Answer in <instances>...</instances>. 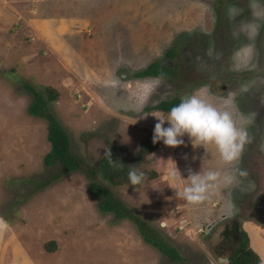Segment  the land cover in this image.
<instances>
[{
	"label": "rangeland",
	"instance_id": "374dc122",
	"mask_svg": "<svg viewBox=\"0 0 264 264\" xmlns=\"http://www.w3.org/2000/svg\"><path fill=\"white\" fill-rule=\"evenodd\" d=\"M174 43L177 53L166 56ZM154 59L178 64L173 81L133 75ZM24 83L57 90L49 109L71 150L176 247L179 259L146 242L132 219L101 210L85 168L40 185L61 163L43 161L50 148L46 121L28 111L32 93ZM201 88L217 105L233 94L235 118L248 121L238 162L223 165L185 135L177 147L159 142L153 160L140 166L155 169V178L138 186L102 178L97 160L111 143L136 148L156 116L169 113L145 105ZM237 169L247 176L237 175L209 200L188 204L177 196L190 174ZM263 175L264 0H0V221L23 231L16 241L5 238V246L19 243L30 258L48 263L59 257L68 264H228L222 224L236 216L264 227L247 216ZM50 239L52 251L44 249ZM258 240L263 252L264 231Z\"/></svg>",
	"mask_w": 264,
	"mask_h": 264
},
{
	"label": "trees",
	"instance_id": "16d2710c",
	"mask_svg": "<svg viewBox=\"0 0 264 264\" xmlns=\"http://www.w3.org/2000/svg\"><path fill=\"white\" fill-rule=\"evenodd\" d=\"M177 50V43H174L167 48L165 54L168 57H173L177 53ZM177 66V63L169 66L168 64H163L159 59H154L144 67L137 69L133 75L137 77L159 76L173 81ZM24 86L32 93V101L27 107L28 111L33 115L44 118L46 121L47 139L50 142V148L44 154L43 161L45 164L61 163L58 171L49 179H44L40 185L44 186L52 179L66 172L85 168L83 159L71 150V143L67 131L49 109V103L57 97V90L50 85H45L42 90L36 89L29 83H24ZM182 98L181 95H175L170 98L161 99L154 104L145 105L144 109H157L169 112L172 107L180 103ZM158 144L153 143V131L145 135L134 149L122 144L111 143L105 153L97 160V171H99L103 179L109 180L112 184H127L133 186L128 179V172L131 168H135L138 172L144 174L142 182L155 178L158 174L155 169L145 168L142 170L140 166L153 160L152 153ZM108 150H111V155L105 156ZM85 169L92 176V181L89 184L91 194L94 196H102V199L99 201L101 210L112 211L118 218L128 217L132 219L141 237L146 242L151 243L160 251L166 253L173 261L180 258L176 247L166 241L159 231L133 212L120 199L116 198L109 187L102 185L93 178L96 169ZM48 241L44 244L45 248L49 251L55 250V240L50 239ZM259 262V255L249 245L247 232L242 229L241 241L236 249L229 254L228 264H258Z\"/></svg>",
	"mask_w": 264,
	"mask_h": 264
},
{
	"label": "clouds",
	"instance_id": "9594fccd",
	"mask_svg": "<svg viewBox=\"0 0 264 264\" xmlns=\"http://www.w3.org/2000/svg\"><path fill=\"white\" fill-rule=\"evenodd\" d=\"M232 11L233 9L229 10L230 15ZM239 68L240 65L237 63L235 69ZM232 96L233 94L229 93L220 105L212 101L204 88L183 97L178 105L171 108L166 118L156 116L158 122L153 130V143L162 141L168 147H177L184 143L182 137L187 135L194 147H203L206 152L213 150L223 165L235 164L240 160L248 141V132L243 126L248 121L244 119L238 121L235 118L231 110ZM165 122L168 123V127L164 126ZM109 155L111 150H108L105 156ZM236 173L222 175L218 170H208L190 174L187 179L189 183L177 191V196L188 204L202 203L211 199L221 186L237 183V175L247 176V172L242 169H237ZM143 176L144 174L135 168L129 169L128 179L131 185L141 184Z\"/></svg>",
	"mask_w": 264,
	"mask_h": 264
},
{
	"label": "crops",
	"instance_id": "0c3cea01",
	"mask_svg": "<svg viewBox=\"0 0 264 264\" xmlns=\"http://www.w3.org/2000/svg\"><path fill=\"white\" fill-rule=\"evenodd\" d=\"M247 223V226H246ZM242 224V229L247 232L248 239H249V245L251 248L254 249L256 253H258L260 257V262L258 264H262V261H264V251H260V243H259V236L260 232L264 231V227L258 226L256 223L248 220L247 222H243ZM258 226L260 229L257 234H253V231L255 230L254 227ZM252 227V228H251ZM23 231L20 229L17 230L16 227L8 225L4 221H0V257H7V258H0V264H68L66 261H63L62 258L56 257L57 261H60V263H48V262H43V261H37L33 258H30L27 254L29 249H24V247L17 243L11 246H5L6 240L5 238H8L10 240L14 239L15 241L18 239V234H22ZM255 235V236H254ZM42 247V246H41ZM36 253L37 251H44L42 248L38 250V248L35 246ZM44 249L45 246H44ZM47 250V249H46ZM229 256V255H228ZM228 259V258H227Z\"/></svg>",
	"mask_w": 264,
	"mask_h": 264
},
{
	"label": "flooded vegetation",
	"instance_id": "af4514ba",
	"mask_svg": "<svg viewBox=\"0 0 264 264\" xmlns=\"http://www.w3.org/2000/svg\"><path fill=\"white\" fill-rule=\"evenodd\" d=\"M261 182L262 186L254 196L252 206L249 208L247 216L250 218H256L258 222L264 224V175ZM227 219L228 220L222 224V228L219 232L221 241H224L226 245H220V248L230 254L234 249H236L241 241L242 224L236 216H231Z\"/></svg>",
	"mask_w": 264,
	"mask_h": 264
}]
</instances>
